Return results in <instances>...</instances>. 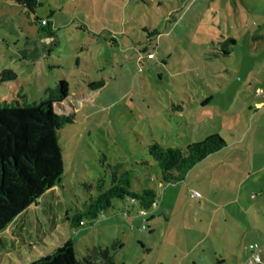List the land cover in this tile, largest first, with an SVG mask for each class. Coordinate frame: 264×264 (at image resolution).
Masks as SVG:
<instances>
[{
	"label": "rangeland",
	"instance_id": "1",
	"mask_svg": "<svg viewBox=\"0 0 264 264\" xmlns=\"http://www.w3.org/2000/svg\"><path fill=\"white\" fill-rule=\"evenodd\" d=\"M38 1L29 14L0 0V71L15 74L0 82V103H39L63 79L67 96L54 110L74 117L57 130L59 181L0 234V264H25L67 239L78 258L114 243L115 264H188L200 249L212 254L215 208L246 173H264V104H253L264 100V67L239 49L238 57L215 54L218 24L226 25L215 0L203 14L204 0ZM212 134L223 148L183 180H161L151 141L185 147ZM116 163L133 171L134 190L155 191V206L138 214L128 199H113L91 224L70 227L81 183L103 177L108 186L106 164Z\"/></svg>",
	"mask_w": 264,
	"mask_h": 264
},
{
	"label": "trees",
	"instance_id": "2",
	"mask_svg": "<svg viewBox=\"0 0 264 264\" xmlns=\"http://www.w3.org/2000/svg\"><path fill=\"white\" fill-rule=\"evenodd\" d=\"M27 13H34L38 0H11ZM47 27L50 22L47 21ZM10 70L0 71V82L14 79ZM101 82L90 84L97 89ZM67 96V83L59 79L48 89V98L31 105L0 103V232L60 179L62 173L61 148L57 130L73 121V112L56 113L54 104L60 106ZM225 146L224 140L212 134L204 140L185 147L162 146L156 141L147 145V152L160 169V178L166 183L181 181L185 173L197 162ZM110 184L105 179L95 183L82 182L84 200L67 216L70 227L91 224L98 215L111 206L113 199H128L140 210H148L156 193L150 187L132 188L133 171L121 163L106 164ZM114 244V243H113ZM92 246L76 257L70 239L62 241L50 252L25 264H115L114 246ZM120 246V244H119Z\"/></svg>",
	"mask_w": 264,
	"mask_h": 264
},
{
	"label": "crops",
	"instance_id": "3",
	"mask_svg": "<svg viewBox=\"0 0 264 264\" xmlns=\"http://www.w3.org/2000/svg\"><path fill=\"white\" fill-rule=\"evenodd\" d=\"M215 1L220 8L215 7L214 14L220 19L224 18L226 23L224 27L218 24L220 38L216 43L219 50L215 54L223 59L237 56L235 51L239 49L240 57H243V52L246 51L248 58H253L255 64L264 67V0ZM200 4L203 14L211 5V0H204ZM236 63L239 66V62ZM238 66L235 69H238ZM253 104L262 106L264 100L254 101ZM185 112L183 109L179 111ZM235 183L236 186L233 188ZM233 187L230 199L216 207L214 211V216L219 211L220 214L215 221L216 233L210 240L214 245L212 254L204 255V249H200L188 264H244L248 254L257 247L264 264V173H246L233 183ZM2 249L5 251L6 247ZM48 250L49 248L47 250L44 248L41 252L46 253Z\"/></svg>",
	"mask_w": 264,
	"mask_h": 264
},
{
	"label": "built area",
	"instance_id": "4",
	"mask_svg": "<svg viewBox=\"0 0 264 264\" xmlns=\"http://www.w3.org/2000/svg\"><path fill=\"white\" fill-rule=\"evenodd\" d=\"M258 91H260V89ZM191 196L198 197L199 194L196 191H191ZM153 206H155V201L152 203L151 207ZM144 212V210H140L138 214H144ZM244 264H263L259 247L255 248L248 254Z\"/></svg>",
	"mask_w": 264,
	"mask_h": 264
}]
</instances>
